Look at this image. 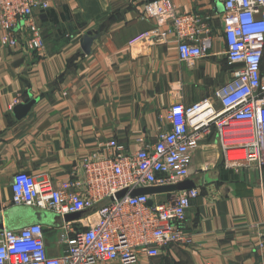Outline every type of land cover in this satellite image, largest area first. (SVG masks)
<instances>
[{"label": "crops", "instance_id": "obj_1", "mask_svg": "<svg viewBox=\"0 0 264 264\" xmlns=\"http://www.w3.org/2000/svg\"><path fill=\"white\" fill-rule=\"evenodd\" d=\"M147 1L153 0H47L50 9L34 13L43 51L23 46L25 30L17 34V47L0 42V197L6 206L0 230L42 224L51 257L63 252L61 221L50 211L10 205L16 174L58 184L103 142L115 140L129 154L151 147L169 130L171 105L199 103L230 79L225 0H171L179 12L209 19L211 55L192 66L179 61L172 41L129 45L157 26L139 19ZM26 101L30 108L16 114ZM197 149L187 179L199 194L181 224L193 244H172L136 264H264V167L226 169L214 132Z\"/></svg>", "mask_w": 264, "mask_h": 264}, {"label": "built area", "instance_id": "obj_2", "mask_svg": "<svg viewBox=\"0 0 264 264\" xmlns=\"http://www.w3.org/2000/svg\"><path fill=\"white\" fill-rule=\"evenodd\" d=\"M223 36L226 65L232 68L224 86L191 105L174 103L168 110L169 130L151 147L125 153L115 140L74 166L69 180L54 184L42 176L16 174L9 203L50 211L60 219V256L45 247L42 224L0 230V264H136L140 256L155 258L170 245L190 247L193 236L181 229L197 189L172 192L164 201L123 190L166 187L184 182L192 156L202 140L216 133L226 169L264 167V0H225ZM139 19L157 26L132 38L129 45L152 42L176 47L179 61L192 66L211 55L214 36L208 18L181 13L171 0L143 4ZM47 0H0V39L17 47L25 30L24 47L43 51L34 13L46 12ZM11 104V109L18 105ZM152 201V206L148 202ZM6 206L0 197V216ZM80 214L65 222L67 215Z\"/></svg>", "mask_w": 264, "mask_h": 264}, {"label": "water", "instance_id": "obj_3", "mask_svg": "<svg viewBox=\"0 0 264 264\" xmlns=\"http://www.w3.org/2000/svg\"><path fill=\"white\" fill-rule=\"evenodd\" d=\"M83 52L87 53V51L85 50V48L83 49ZM30 108V102H25L22 103L20 106H17L14 109V112L16 114H20L21 111H23V115L24 112H26V110H28ZM196 186L194 184V182H192L191 180L186 179L184 182L176 184V185H169L166 187H153V188H138L136 190L133 191H128V190H123L120 193L115 195V200H119L121 199L123 196H125L126 194H128L130 197H137V196H153L155 194H160V195H167L169 193L172 192H179V191H185L188 189H194ZM149 206H152V201L148 202ZM80 216V214H73V215H67L64 217L65 222H71L75 219H78Z\"/></svg>", "mask_w": 264, "mask_h": 264}, {"label": "trees", "instance_id": "obj_4", "mask_svg": "<svg viewBox=\"0 0 264 264\" xmlns=\"http://www.w3.org/2000/svg\"><path fill=\"white\" fill-rule=\"evenodd\" d=\"M47 12V11H46ZM43 13H45V12H43ZM263 61H264V58H263Z\"/></svg>", "mask_w": 264, "mask_h": 264}]
</instances>
